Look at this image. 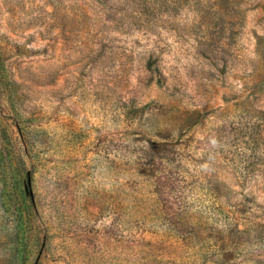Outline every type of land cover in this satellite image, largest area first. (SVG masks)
Instances as JSON below:
<instances>
[{"label": "rangeland", "instance_id": "rangeland-1", "mask_svg": "<svg viewBox=\"0 0 264 264\" xmlns=\"http://www.w3.org/2000/svg\"><path fill=\"white\" fill-rule=\"evenodd\" d=\"M250 220L264 0H0V264H264Z\"/></svg>", "mask_w": 264, "mask_h": 264}, {"label": "trees", "instance_id": "trees-1", "mask_svg": "<svg viewBox=\"0 0 264 264\" xmlns=\"http://www.w3.org/2000/svg\"><path fill=\"white\" fill-rule=\"evenodd\" d=\"M213 191L216 192L215 188H213ZM244 225L249 232H254L260 236H264V222L262 220H250V222H247Z\"/></svg>", "mask_w": 264, "mask_h": 264}]
</instances>
